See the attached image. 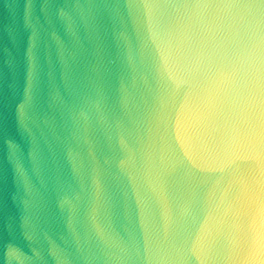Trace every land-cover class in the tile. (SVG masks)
I'll return each mask as SVG.
<instances>
[{
    "label": "water",
    "instance_id": "1",
    "mask_svg": "<svg viewBox=\"0 0 264 264\" xmlns=\"http://www.w3.org/2000/svg\"><path fill=\"white\" fill-rule=\"evenodd\" d=\"M0 264H264V0H0Z\"/></svg>",
    "mask_w": 264,
    "mask_h": 264
}]
</instances>
